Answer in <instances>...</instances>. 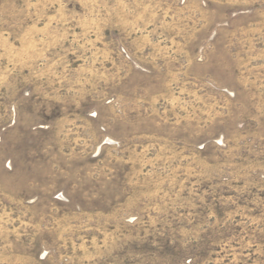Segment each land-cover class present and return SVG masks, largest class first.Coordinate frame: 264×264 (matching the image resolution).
Here are the masks:
<instances>
[{"label": "rangeland", "instance_id": "374dc122", "mask_svg": "<svg viewBox=\"0 0 264 264\" xmlns=\"http://www.w3.org/2000/svg\"><path fill=\"white\" fill-rule=\"evenodd\" d=\"M0 264H264V0H0Z\"/></svg>", "mask_w": 264, "mask_h": 264}]
</instances>
